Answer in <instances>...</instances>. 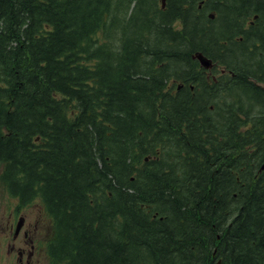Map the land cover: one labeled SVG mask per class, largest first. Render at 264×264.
Returning <instances> with one entry per match:
<instances>
[{
  "label": "trees",
  "instance_id": "1",
  "mask_svg": "<svg viewBox=\"0 0 264 264\" xmlns=\"http://www.w3.org/2000/svg\"><path fill=\"white\" fill-rule=\"evenodd\" d=\"M263 18L0 0V182L43 200L51 264H264Z\"/></svg>",
  "mask_w": 264,
  "mask_h": 264
},
{
  "label": "flooded vegetation",
  "instance_id": "2",
  "mask_svg": "<svg viewBox=\"0 0 264 264\" xmlns=\"http://www.w3.org/2000/svg\"><path fill=\"white\" fill-rule=\"evenodd\" d=\"M254 20H249L245 28L249 29L248 31H252L250 29L251 25H254L255 28L257 27L258 31L254 35L259 38V41H264V18L259 20V24H256ZM203 72L207 77L211 75L210 69H206ZM33 201L27 202L24 197L14 195L5 183L0 182V264H11V262L20 264L22 262L26 249L17 246L13 242L15 238L20 239L21 234L25 241H29V257L26 259L25 264H34V259H37L39 263L47 259L43 241L48 238L42 237V230L40 233L37 230L39 234H35L40 235V237L35 236L33 238V231L27 228V219L29 216L35 218L31 223L37 229L42 228L43 221L50 223L51 221L44 215L43 205ZM29 258L34 259L31 262Z\"/></svg>",
  "mask_w": 264,
  "mask_h": 264
},
{
  "label": "rangeland",
  "instance_id": "3",
  "mask_svg": "<svg viewBox=\"0 0 264 264\" xmlns=\"http://www.w3.org/2000/svg\"><path fill=\"white\" fill-rule=\"evenodd\" d=\"M211 16L213 17V15L211 14ZM39 199V198H38ZM40 200V199H39ZM36 214V213H35ZM35 218H33L32 216H29L27 221V228H29L31 231H33V238L36 236V237H40V235H35V234H39L40 231L42 230L43 233H42V237L43 238H50V235L52 234V227L50 228V222L48 221H43L42 222V228L40 229H37L35 227L32 226V221L34 220ZM30 221V222H29ZM37 230H39V233L37 232ZM52 236V235H51ZM31 241V239H30ZM13 242L19 246V247H22L24 249H26V252H25V256L24 258L22 259V262L20 264H25L26 263V259L29 257L28 255V247H29V241H25L24 238H23V235L21 234L20 236V239L18 238H15L13 240ZM32 262V260L34 258H29ZM44 260V259H43ZM34 264H51L50 260H48V258L45 260V261H42L41 263H39V261L37 259H34ZM11 264H13V262H11Z\"/></svg>",
  "mask_w": 264,
  "mask_h": 264
},
{
  "label": "water",
  "instance_id": "4",
  "mask_svg": "<svg viewBox=\"0 0 264 264\" xmlns=\"http://www.w3.org/2000/svg\"><path fill=\"white\" fill-rule=\"evenodd\" d=\"M162 3H163V6H164V4H165V0H162ZM199 58L201 59L202 63H203L205 66H208V65H209L210 60L205 59V58H203L202 56H199ZM263 167H264V165H263Z\"/></svg>",
  "mask_w": 264,
  "mask_h": 264
},
{
  "label": "bare ground",
  "instance_id": "5",
  "mask_svg": "<svg viewBox=\"0 0 264 264\" xmlns=\"http://www.w3.org/2000/svg\"><path fill=\"white\" fill-rule=\"evenodd\" d=\"M203 69H205V67H204ZM203 69H202V70H203ZM206 73H207V72H206ZM203 78H204V77H203Z\"/></svg>",
  "mask_w": 264,
  "mask_h": 264
}]
</instances>
